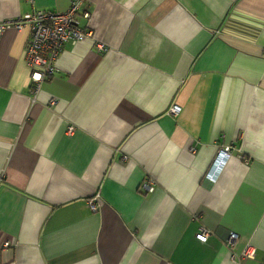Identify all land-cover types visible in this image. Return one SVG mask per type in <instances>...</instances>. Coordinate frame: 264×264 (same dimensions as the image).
<instances>
[{
    "label": "crops",
    "instance_id": "obj_1",
    "mask_svg": "<svg viewBox=\"0 0 264 264\" xmlns=\"http://www.w3.org/2000/svg\"><path fill=\"white\" fill-rule=\"evenodd\" d=\"M68 3L0 0V19ZM83 8L92 35L63 43L35 97L29 26L0 35V264L264 262V0Z\"/></svg>",
    "mask_w": 264,
    "mask_h": 264
},
{
    "label": "built area",
    "instance_id": "obj_2",
    "mask_svg": "<svg viewBox=\"0 0 264 264\" xmlns=\"http://www.w3.org/2000/svg\"><path fill=\"white\" fill-rule=\"evenodd\" d=\"M81 0H69L68 5L62 9H48V8H34L17 17H8L0 19V35L2 31L13 25L17 28H22L24 25L29 26V35L26 39L24 54L25 60L30 67V78L32 82L31 90L35 97L40 88L41 81L51 75L56 68V58L58 52L63 46V43L70 41L72 43L78 41L80 38L92 35V28L89 24L81 23L79 15L88 17L90 11L87 8L79 10ZM95 46L98 51L107 49V45L95 40ZM50 103H56V96L51 95L48 99ZM179 105L174 103L170 110L176 112ZM69 128H72L70 125ZM230 144H224L219 147L214 158L212 159L206 176L214 178L225 160L229 155ZM4 176L3 170H0V179ZM143 185L150 189L152 188V181H144ZM96 195L88 197V205L93 209L97 208ZM209 229L201 226L196 232V236L200 239H206ZM236 233L232 230L229 233L228 241L233 243ZM10 239H4L1 245H9ZM254 247L247 245L238 256L252 255ZM233 255V254H232ZM259 264H264L261 262Z\"/></svg>",
    "mask_w": 264,
    "mask_h": 264
}]
</instances>
